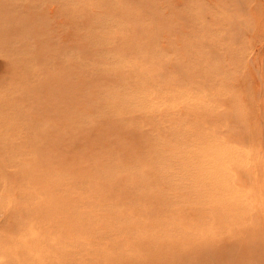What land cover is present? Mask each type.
Listing matches in <instances>:
<instances>
[{
  "label": "rangeland",
  "instance_id": "obj_1",
  "mask_svg": "<svg viewBox=\"0 0 264 264\" xmlns=\"http://www.w3.org/2000/svg\"><path fill=\"white\" fill-rule=\"evenodd\" d=\"M106 258L264 264V0H0V264Z\"/></svg>",
  "mask_w": 264,
  "mask_h": 264
},
{
  "label": "bare ground",
  "instance_id": "obj_2",
  "mask_svg": "<svg viewBox=\"0 0 264 264\" xmlns=\"http://www.w3.org/2000/svg\"><path fill=\"white\" fill-rule=\"evenodd\" d=\"M166 52H167V51H166ZM29 73H30V72H29ZM55 74H56V73H55ZM31 75H32V74H31ZM77 75H78V74H77ZM30 77H31V76H30ZM27 78H28V77H27ZM28 80H30V79H28ZM81 80H82V78H81ZM41 81H42V80H41ZM56 87H57V86H56ZM59 87H60V86H59ZM73 87H74V86H73ZM21 88H22V87H21ZM63 89H64V88H63ZM76 89H77V91H78V88H76ZM57 90H58V89H57ZM61 90H62V88H61ZM61 90H60V93H61ZM25 91L29 92L28 90H25ZM25 91L23 92V94L25 93ZM69 91H70V90H69ZM73 91H74V90H73ZM15 92H16V91H15ZM18 92H19V91H18ZM62 92H63V91H62ZM68 93H69V92H68ZM76 93H77V92H76ZM23 94H21V95H23ZM25 94H26V93H25ZM21 95H20V97H21ZM75 95H76V94H75ZM75 95H74V96H75ZM78 95H79V94H78ZM26 96H27V95H26ZM59 96H60V95H59ZM62 96L64 97V95L61 94V98H62ZM71 96H72V95H71ZM71 96H70V97H71ZM28 97H31V96H28ZM34 97H35V96H34ZM77 97H78V96H77ZM22 98H24V97H22ZM78 98H79V97H78ZM78 98H77V99H78ZM7 99H8V98H7ZM14 99H15V98H14ZM30 99H31V98H30ZM30 99H29V100H30ZM74 99H75V101H76V98H74ZM4 100H5V99H4ZM17 100H19V99H17ZM25 100H26V99H25ZM32 100H33V99H32ZM12 102H13V101H12ZM31 102H32V101H31ZM5 103H6V101L4 102V104H5ZM9 104H10V103H9ZM27 104H28V103H27ZM11 105H12V104H11ZM17 105H18V104H17ZM29 105H30V104H29ZM12 106H13V105H12ZM23 107H24V105H23ZM16 108H19V107H16ZM26 109H27V108H26ZM30 109H32V108H30ZM16 110H17V109H16ZM33 111H35V110L33 109ZM33 111L31 112V111L29 110V112L32 113V114L30 113V115H34ZM29 112H28V113H29ZM11 113H12V112H11ZM28 113H26V114H28ZM74 113H75V112H74ZM13 114H14V113H13ZM76 114H77V113H76ZM58 115H59V114H58ZM62 115H63V114H62ZM82 115H83V114H82ZM46 116H49V115H46V114H45V116H43V117H46ZM64 116H65V114H64ZM79 116H80V115H79ZM79 116H78V114H77L76 117L78 118ZM33 117H34V116H33ZM60 117H61V116H60ZM62 117H63V116H62ZM71 117H75V115H73V116H71ZM81 117H82V116H81ZM46 118H48V117H46ZM51 119H52V118H49V122L52 124V122L50 121ZM78 119H79V118H78ZM42 120H43V118H42ZM71 120H73V119H71ZM81 120H82V119H80V121H81ZM34 121H35V120H34ZM46 121H47V119H46ZM15 122H16V121H15ZM15 122H14V123H15ZM44 122H45V120H44ZM49 122H48V123H49ZM35 123H36V122H35ZM35 123H34V125H35V127H36V125L39 124V123H37V124H35ZM18 124H19V123H18ZM51 124H50V125H51ZM67 124H68V123H67ZM75 124H76V123H75ZM97 124H98V123H97ZM40 125L42 126V124H40ZM44 126H45V125H44ZM52 126H53V125H52ZM97 126H98V125H97ZM37 127H38V125H37ZM37 127H36V129H37ZM95 127H96V126H95ZM110 127H111V126H110ZM110 127H109V128H110ZM22 128H23V126H22ZM28 128H29V127H28ZM43 128H44V127H43ZM43 128H42V129H43ZM45 128L47 129L48 126H46ZM50 128H51V127H50ZM50 128H48V129H50ZM23 129H24V128H23ZM32 129H33V128H32ZM56 129H57V128H56ZM110 129H111V128H110ZM28 130H29V129H28ZM37 130H38V129H37ZM44 130H45V129H44ZM67 130H68V129H67ZM96 130H97V129H96ZM40 131H41V130H40V128H39L38 133H39ZM45 131H46V130H45ZM49 131H50V130H49ZM106 131H107V130H106ZM22 132H23V131H22ZM22 132H21V134H22ZM32 132H34V131L32 130ZM87 132H88V131H87ZM93 132H94V131H93ZM96 132H97V131H96ZM104 132H105V131H104ZM104 132H101V133L104 135ZM110 132H111V131H110ZM41 133H42V132H41ZM43 133H45V132L43 131ZM78 133H79V132H78ZM90 133H91V132H90ZM101 133H100V134H101ZM107 133H108V132H107ZM18 134H20V133H18ZM45 134H46V133H45ZM50 134H51V133H50ZM54 134H55V133H54ZM29 135H30V134H29ZM51 135H53V134H51ZM22 136H23V135H22ZM25 136H27V135H25ZM39 136H40V135H39ZM55 136H56V135H55ZM57 136L59 137V135H57ZM46 137H47V136H46ZM61 137H65V136H62V135H61ZM90 137H91V136H90ZM96 137H97V134H96ZM104 137H105V136H104ZM26 138H27V137H26ZM28 138H29V136H28ZM38 138H39V137H38ZM47 138H48V137H47ZM47 138H46V139H47ZM93 138H94V137H93ZM105 139H106V138H105ZM88 140H89V139H88ZM28 141H29V139H28ZM39 141H40V140H39ZM87 142H89V141H87ZM26 143H27V142H26ZM31 143H32V141H31ZM89 143H91V142H89ZM92 143H93V142H92ZM28 144H29V143H28ZM32 144H33V143H32ZM38 144H39V143H38ZM93 144H94V143H93ZM118 144H119V143H118ZM19 145H21V144H19ZM77 145H78V144H77ZM38 146H39V145H38ZM93 146H95V145H93ZM105 146H106V145H105ZM28 147H29V149H30V146H29V145H28ZM34 147H35V146H34ZM90 147H92V146L90 145ZM75 148H76V147H75ZM92 148H93V147H92ZM121 148H122V145H121ZM121 148H120V150H121ZM45 149H46V148H45ZM18 150H19V149H18ZM38 150H39V149H37V151H38ZM51 150H53V149H51ZM19 151H21V150H19ZM31 151H32V150H31ZM33 151H34V150H33ZM39 151L41 152V150H39ZM39 151H38V152H39ZM42 151H43V150H42ZM45 151H46V150H45ZM48 151H49V150H47V152H48ZM38 152H37V153H38ZM50 152H52V151H50ZM28 153H29V152H28ZM43 153H45V152H43ZM32 154H33V153H32ZM49 154H50V153H49ZM49 154H48V155H49ZM52 154H53V153H52ZM54 154H55V153H54ZM29 155H30V154H29ZM40 155H41V154H39V156H40ZM30 156H31V155H30ZM39 156L37 155V157H39ZM51 156H52V155H51ZM55 156H56V155H55ZM59 158H60V157H59ZM59 158L57 157V159H59ZM49 159H50V158H49ZM19 160H22V159L20 158ZM29 160H30V159H29ZM73 160L76 161V159H73ZM97 160H99V159L97 158ZM27 161H28V159H27ZM57 161H60V160H57ZM75 161H73L72 164H73ZM93 161H94V159H93ZM17 162H20V161H17ZM17 162H16V163H17ZM25 162H26V161H25ZM38 162H39V161H38ZM55 162H56V161H55ZM70 162H71V160H70ZM76 162H77V161H76ZM76 162L74 163V166L77 164V166L79 167L78 163H76ZM101 162H102V161H101ZM205 162H206V161H205ZM216 162H217V161H216ZM21 163H23V161L20 162V164H21ZM27 163H29V162H27ZM98 163H99V161H98ZM24 164H25V163H24ZM65 164H69V163L67 162V163H65ZM99 164H101V163H99ZM30 165H31V164H30ZM42 165H43V164H42ZM102 165H103V164H102ZM28 166H29V164H28ZM28 166H27V168H28ZM35 166H37V165H35ZM74 166H73V168H74ZM30 168H31V167H30ZM30 168H29V169H30ZM37 168H39V167H37ZM66 168H68V170H70L69 167L66 166ZM71 168H72V167H71ZM23 169L25 170V166H23ZM29 169H28V171L30 172ZM76 169H77V167L74 169L75 174H76V171H77ZM37 170H39V169H36V173L34 174L35 176H36V174H38V173H37V172H38ZM66 170H67V169H66ZM66 170L64 169L63 171H65V173H66V172H68V171H66ZM32 171H33V170L31 169V172H30V174L28 173V174H29L28 176H29L32 180H35L34 178H32L33 176H30L31 174H33ZM63 171H62V172H63ZM71 171H72V169H71ZM71 171H70V172H71ZM22 172H23V170H22ZM22 172H21V173H22ZM48 172H49V171H48ZM84 172H85V171H84ZM40 173H41V172H39V174H40ZM63 173H64V172H63ZM65 173H64V174H65ZM88 173H89V171H88ZM39 174H38V175H39ZM64 174H63V175H64ZM66 174H68V173H66ZM66 174H65L64 176H65L66 179H67L69 176L67 177ZM69 174H70V173H69ZM75 174H74V175H75ZM17 175H18V174H17ZM19 175H20V170H19ZM46 175H47V173H46ZM77 175H79V171H78ZM26 177H27V176H26ZM26 177H24V179H28V180H29V177H27V178H26ZM39 177H40V178H39ZM77 177H79V176H77ZM61 178L63 179L64 177H61ZM20 179H21V178H20ZM39 179H41V180H39ZM47 179H48V178H47ZM86 179H87V178H86ZM32 180H29V181H32ZM36 180H39V181H36V182L32 181V182L35 183V184L33 183V184L35 185V186H34V185H33V186H34V187H37V186L39 187V186H40V187H39L40 189H39L38 187L35 188V194H36L37 192H42V191H39V190H43V191H44V190H47L46 188H44V189L42 188V189H41V184H43L42 187H44V186L47 187V186H46V180H45V177H44V176L39 175V176H38V179L36 178ZM55 180H56V178H55ZM58 180H59V179H58ZM20 181H21V180H20ZM59 181H61V180H59ZM21 182L23 183V181H21ZM25 182H26V181H25ZM32 182H31V183H30V182H29V183L27 182L28 185H29L28 187L30 188V190H31V184H32ZM48 182H49V181H48ZM48 182H47V183H48ZM61 182H62V181H61ZM84 182H86V181H84ZM88 182H89V181H88ZM135 182H136V181H135ZM19 183H20V182H19ZM19 183H18V184H19ZM22 183H20V184H22ZM63 183H65L64 180H63ZM63 183H62V184H63ZM103 183H104V182H103ZM103 183H102V184H103ZM121 183H122V182H121ZM24 184H25V183H24ZM24 184H22V185H24ZM80 184H81V183H80ZM82 184H84V183H82ZM88 184H89V183H88ZM16 185H17V184H16ZM25 185H26V184H25ZM25 185H24V187H25ZM36 185H37V186H36ZM47 185H48V184H47ZM66 185H67V184H65V186H66ZM72 185H73V184H72ZM72 185H71V186H72ZM19 187H22V186L19 185ZM113 187H114V186H113ZM22 188H23V187H22ZM22 188H21V189H22ZM29 188H28V189H29ZM55 188H56V187H55ZM62 188H64V185H63ZM18 189H19V188H18ZM24 189H25V188H24ZM32 190H34V188H32ZM52 190H53V189H52ZM54 190H55V189H54ZM63 190L65 191V189H63ZM81 190H82V188H81ZM47 191H48V190H47ZM55 191H56V190H55ZM64 191H63V192H64ZM107 191H108V190H107ZM59 192H60V190H59ZM66 192H68V191H66ZM110 192H111V191H110ZM86 193H87V191H86ZM35 194H34V195H35ZM39 194H41V193H39ZM39 194H37V195H39ZM34 195L31 193V197L34 196ZM37 195H35V196H37ZM51 195H52V194H51ZM98 195H99V194H98ZM22 196H23V195H21V197H22ZM41 196H42V195H41ZM54 196H55V195H54ZM59 196H60V195H59ZM112 196H113V194H112ZM29 197H30V196H29ZM45 197H46V196H45ZM128 197H129V196H128ZM32 198H33V197H32ZM51 198H52V197H51ZM51 198H50V199H51ZM77 198H78V197H77ZM56 199H58V203H56V204L54 203V204H55V206H59V205H60V204H59V203H60L59 201H61V200H59V198H56ZM61 199H62V198H61ZM120 199H121V198H120ZM29 200H30V199H29ZM31 201H32V200H31ZM50 201H51V200H50ZM50 201H48V202L51 203ZM52 201H54V198L52 199ZM68 201L70 202V204H69ZM71 201H72V200H71ZM71 201H70V200H67V201H66V205H67V207H68V204H69V206H70V205H73V204H71V203H72ZM101 201H102V200H101ZM22 202H23V201H22ZM40 202H41V201H40ZM54 202H55V201H54ZM67 202H68V204H67ZM23 203H25V202H23ZM29 203L31 204V202H29ZM57 204H58V205H57ZM36 205H37L38 207H40V205H38V204H36ZM48 205H49V204H47V202H46V203H45V202H42V203H41V207H42V208H43V207H47ZM52 205H53V204H52ZM61 205H62V204H61ZM22 206H23V205H22ZM28 206H29V205H27V207H28ZM30 206H31V205H30ZM55 206H54V207H55ZM62 206H63V205H62ZM74 206H75V205H74ZM67 207H66V208H67ZM31 208H32V206H31ZM57 208H58V207H57ZM59 208H62L63 211H64V207L59 206ZM37 209H38V208H37ZM40 209H41V208H40ZM46 209H47V208H46ZM46 209H45V210H46ZM51 209H52V208H51ZM71 209H72V208H71ZM31 210H33V208H32ZM52 210H54V209H52ZM72 210H73V209H72ZM36 211H37V210H36ZM39 211H40V210H39ZM46 211H47V210H46ZM70 211H71V210H70ZM27 212H28V211H27ZM40 212H41V211H40ZM40 212L37 211V214H38V213L40 214ZM67 212H69V209H67ZM103 212H104V211H103ZM70 213H71V212H69V213L66 214V209H65L64 214H66L67 216H68V215L70 216ZM73 213H74V212H72V214H73ZM75 213H76V211H75ZM42 214H43V213H42ZM44 214L48 215L46 212H45ZM64 214H63V216H64ZM76 214H77V215H80L79 212H77ZM76 214H75V215H76ZM32 215L34 216V214H32ZM32 215H31V216H32ZM40 215H41V214H40ZM40 215H38V216H40ZM28 216H29V215H28ZM35 216H36V215H35ZM44 216H45V215H43L42 219L44 218ZM48 216H50V215H48ZM45 217H47V216H45ZM64 217H65V216H64ZM71 217H72V215H71ZM75 217H76V216H75ZM79 217H81V216H79ZM79 217H78V220H80ZM48 218H50V217H48ZM51 218H52V217H51ZM51 218H50V219H51ZM73 218H74V216H73ZM73 218H72V220H73ZM81 218L84 219V216H82ZM35 219H37V218L35 217ZM54 219H55V218H54ZM64 219H65V218H64ZM66 219H67V218H66ZM44 220H45V219H44ZM55 220H56V219H55ZM76 220H77V219H76ZM60 221H61V220H60ZM62 221H63V220H62ZM81 221H82V220H81ZM85 222H86V220H85ZM67 223H68V222H67ZM67 223H66V224H67ZM62 224H63V223H62ZM77 226H78V225H77ZM56 227H57V226H56ZM56 227H55V226H52V227H50V228H53V229L57 230L58 228H64L65 226H62V227H61V225H60L57 229H56ZM50 228H49V229H50ZM87 228H89V227H87ZM65 229L67 230L68 228H65ZM65 229H63V230H65ZM92 229H93V227H92ZM45 230H46V229H45ZM66 230H65V231H66ZM81 230H82V229H81ZM65 231H64V232H65ZM67 231H69V229H68ZM71 231H72V230H71ZM74 231H76V230L74 229ZM60 232H61V231H60ZM83 232H84V231H83ZM89 232H90V231H89ZM44 233H45V231H44ZM61 233H63V231H62ZM76 233H77V232H76ZM129 233H130V232H129ZM71 234H72V233H71ZM61 235H62V234H61ZM74 235H75V233H74ZM90 235H91V234H90ZM42 236H43V235H42ZM85 236H86V235H85ZM62 237H63V236H62ZM71 237H72V236H71ZM38 238H39V237H38ZM56 240H57V239H56ZM59 242L61 243V241H59ZM55 243H57V242H55ZM62 243H63V242H62ZM62 243H61V244H62ZM67 245H68V244H67ZM63 246L65 247L64 244L62 245V247H63ZM24 247H25V246H24ZM13 248H14V247H13ZM20 250L22 251V249H20ZM11 251L15 252V250H13V249H12ZM21 251H20V253H23V252H24V251H22V252H21ZM16 253H18L17 249H16ZM93 253H95V252H93ZM96 253H97V252H96ZM11 255H12V254H11ZM106 255H107V254H106ZM105 261H106V263H108V262H109V259L106 258ZM109 263H111V264H115V262H114L113 259H112L111 262H109Z\"/></svg>",
  "mask_w": 264,
  "mask_h": 264
}]
</instances>
